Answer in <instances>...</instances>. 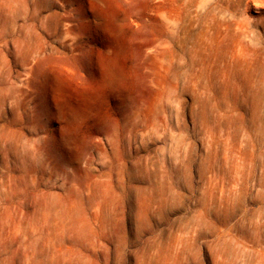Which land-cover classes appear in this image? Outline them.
Here are the masks:
<instances>
[{
    "label": "rangeland",
    "instance_id": "374dc122",
    "mask_svg": "<svg viewBox=\"0 0 264 264\" xmlns=\"http://www.w3.org/2000/svg\"><path fill=\"white\" fill-rule=\"evenodd\" d=\"M104 256L264 264V0H0V264Z\"/></svg>",
    "mask_w": 264,
    "mask_h": 264
},
{
    "label": "bare ground",
    "instance_id": "6f19581e",
    "mask_svg": "<svg viewBox=\"0 0 264 264\" xmlns=\"http://www.w3.org/2000/svg\"><path fill=\"white\" fill-rule=\"evenodd\" d=\"M215 55L216 57L218 58V46L217 48L215 49ZM244 77H247V76H244ZM90 227V225H89ZM113 227V225L111 224H106V223H95L93 224V226L91 227L95 232L96 234H98L99 236H105V231L107 230H110V228ZM90 228V229H91ZM99 264H107V257L104 256L102 257L101 261L99 260L98 261Z\"/></svg>",
    "mask_w": 264,
    "mask_h": 264
}]
</instances>
